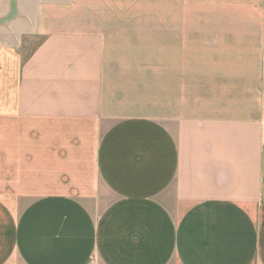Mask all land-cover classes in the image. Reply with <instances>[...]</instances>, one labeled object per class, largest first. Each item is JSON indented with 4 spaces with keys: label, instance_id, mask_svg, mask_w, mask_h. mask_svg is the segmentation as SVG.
I'll return each instance as SVG.
<instances>
[{
    "label": "crops",
    "instance_id": "0c3cea01",
    "mask_svg": "<svg viewBox=\"0 0 264 264\" xmlns=\"http://www.w3.org/2000/svg\"><path fill=\"white\" fill-rule=\"evenodd\" d=\"M0 264H264V0H0Z\"/></svg>",
    "mask_w": 264,
    "mask_h": 264
},
{
    "label": "rangeland",
    "instance_id": "374dc122",
    "mask_svg": "<svg viewBox=\"0 0 264 264\" xmlns=\"http://www.w3.org/2000/svg\"><path fill=\"white\" fill-rule=\"evenodd\" d=\"M165 3H159V15L164 14L165 12ZM153 24L158 22V26H165V19L163 18H159L158 20H152ZM146 25H150V20H148V23ZM161 39L165 37V35H160L159 36ZM146 53V52H144ZM162 52H160L161 54ZM144 55V54H143ZM148 55V53L146 55H144V57H146Z\"/></svg>",
    "mask_w": 264,
    "mask_h": 264
}]
</instances>
